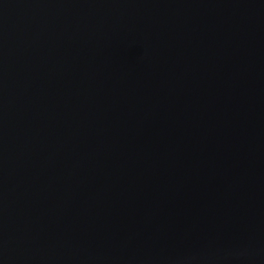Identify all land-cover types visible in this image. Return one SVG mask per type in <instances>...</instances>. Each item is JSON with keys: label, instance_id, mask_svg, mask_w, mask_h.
<instances>
[{"label": "water", "instance_id": "1", "mask_svg": "<svg viewBox=\"0 0 264 264\" xmlns=\"http://www.w3.org/2000/svg\"><path fill=\"white\" fill-rule=\"evenodd\" d=\"M0 264H264V0H0Z\"/></svg>", "mask_w": 264, "mask_h": 264}]
</instances>
